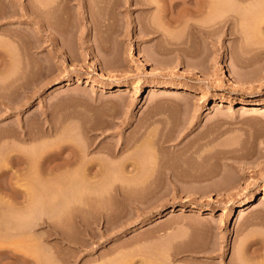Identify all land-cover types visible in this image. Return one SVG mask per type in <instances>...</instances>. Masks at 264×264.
<instances>
[{
	"label": "rangeland",
	"instance_id": "1",
	"mask_svg": "<svg viewBox=\"0 0 264 264\" xmlns=\"http://www.w3.org/2000/svg\"><path fill=\"white\" fill-rule=\"evenodd\" d=\"M20 1L0 0V264H264V0H92L93 33L54 0L65 39L41 45Z\"/></svg>",
	"mask_w": 264,
	"mask_h": 264
},
{
	"label": "bare ground",
	"instance_id": "2",
	"mask_svg": "<svg viewBox=\"0 0 264 264\" xmlns=\"http://www.w3.org/2000/svg\"><path fill=\"white\" fill-rule=\"evenodd\" d=\"M16 1V0H15ZM56 1V0H55ZM79 2V9H78V14H79V16H80V21H81V23L79 24L80 26H81V28H82V30H88V32L89 31H92V33L94 32L93 31V29H94V27L96 26L95 25V22H94V20H93V15H94V13H93V3L94 2H92V0H78ZM140 0H136V2H139ZM157 1V0H156ZM216 1V3L218 4L219 2H217V1H219V0H214L213 2H215ZM221 1V0H220ZM224 1V0H223ZM223 1L221 2V3H223ZM236 1H240V0H236ZM242 1V0H241ZM29 3L27 4V3H25V4H23V1H20V5H21V16H23V17H25L24 19H22L21 21L22 22H28V23H30V24H33V25H35L34 26V28H33V32H34V35H33V39H34V41L38 44V45H41L42 44V39H44V40H46V39H48V40H51V41H55L56 39H58V36H59V38L61 37L60 35L62 34L61 32H60V30L58 31V27H56V26H54L53 25V23L51 22V21H49L47 18L48 17H46V13L47 12H51V11H54V10H56L57 8H59V5L60 4H56L55 2H54V0H53V2L52 1H46V3H44V1L42 0V2L41 1H35L34 3H30L31 1H28ZM47 2H49V3H47ZM143 2V4L144 3H146V4H151L152 3V0H148V1H146V2H144V1H142ZM167 2V1H166ZM191 2H193L194 4L196 3L197 5H199L197 8H192V7H188V6H186V7H188V9H189V11H191L192 12V14L194 13V14H198L199 15V13H203L206 9H210V8H208V7H210L211 6V2H212V0H180V1H173V0H170V2H169V11H170V9L172 8H175L176 6H178V5H181V4H183V5H188L189 3H191ZM221 3H219V4H221ZM195 4V5H196ZM215 4V3H214ZM217 4H216V6H217ZM224 4V3H223ZM183 5L181 6L182 8H183ZM95 6V5H94ZM149 6V5H148ZM213 7H214V5H212ZM221 7H222V5H220ZM225 6V5H224ZM180 7V8H181ZM66 8H74V6H73V3H70V0H63V10L64 9H66ZM164 8V7H163ZM167 8V7H166ZM224 8V7H223ZM222 8V9H223ZM186 9V8H185ZM188 9H187V11H188ZM219 9H221V8H219ZM164 10H166V9H164ZM174 10V9H173ZM183 10V9H182ZM217 10V9H216ZM227 10V9H226ZM75 11H77L76 9H75ZM167 11V10H166ZM213 11H214V9H213ZM219 11V10H218ZM222 13H225V12H223L222 10H220ZM225 11V10H224ZM174 12V11H173ZM207 12V11H206ZM215 12V11H214ZM213 12V13H214ZM219 13V16L222 14V13ZM2 13V12H1ZM9 13V12H8ZM7 13V14H8ZM64 13V12H63ZM190 13V12H189ZM215 13H217V12H215ZM215 13H214V15H215ZM5 14V16H8L6 13H4ZM193 14V15H194ZM1 15H3V13L1 14ZM48 15V14H47ZM197 15V16H198ZM203 15V14H202ZM212 15V14H211ZM66 16V14L64 15L63 14V18ZM69 16V15H68ZM68 16H66V17H68ZM192 16V15H191ZM190 16V17H191ZM205 16H206V14H205ZM208 16H209V14H208ZM217 17V18H215L214 20H215V24L216 23H219V25H221V26H223V27H225V25L228 27V25L229 24H227L228 22L230 23V22H233V19L234 18H231L232 16H233V14H227V13H225V14H222L220 17ZM4 17V16H3ZM188 17H189V15H188ZM216 17V16H215ZM1 18H2V16H1ZM8 18V17H7ZM85 19H87V20H89L88 22H89V25H88V23H87V21L85 22L84 20ZM209 20V19H208ZM207 20V21H208ZM231 20V21H230ZM180 21V20H179ZM187 22V21H186ZM97 23V22H96ZM189 23V22H188ZM209 23H210V20H209ZM222 23V24H221ZM190 24V23H189ZM211 24V23H210ZM212 24H214V23H212ZM215 24H214V26H215ZM195 26L194 27H196V28H198L199 29V31L201 30H203L205 27H206V25H205V21H204V25H205V27L203 28L202 26H200V24L198 25V24H194ZM202 25V24H201ZM1 26V25H0ZM64 27V26H63ZM77 27V26H76ZM193 27V28H194ZM65 28V27H64ZM74 28V27H73ZM72 28V29H73ZM95 28H97V26L95 27ZM156 27H154V29H155ZM203 28V29H202ZM222 28V27H221ZM3 29V28H2ZM1 29V30H2ZM146 29V28H145ZM224 29V28H223ZM6 30L8 31V33L10 34V33H16V32H18L19 30L18 29H7L6 28ZM95 30V29H94ZM205 30V29H204ZM203 30V31H204ZM218 30H220V29H218ZM7 31H3V33L4 32H7ZM64 31H65V29L63 30V40L65 39V33H64ZM72 31V30H71ZM153 31H155V30H153ZM224 31V30H223ZM232 31V30H231ZM230 31V32H231ZM74 32H75V30H74ZM211 32V31H210ZM212 32H213V30H212ZM197 33V32H196ZM82 34V33H81ZM80 37H81V35H80ZM31 39V38H30ZM61 39V38H60ZM160 83L158 82V81H153L152 83H150V85L151 86H157V85H159ZM114 87H116L117 89L116 90H124V88H125V84H122V83H118V84H116V86L115 85H108L106 88H114ZM164 92H173V93H177V94H181V93H183V92H187V89L185 88V87H182V86H174V85H167V86H165L164 88ZM192 91H190V93H189V95H191V96H193L194 95V93L192 92ZM126 139V138H125ZM119 141V140H118ZM120 147V146H119ZM118 148V147H117ZM123 148V147H122ZM124 149V148H123ZM115 150H117V149H115ZM122 150V149H121ZM120 150V151H121ZM118 152H119V150H118ZM123 159H125V158H123ZM69 161V160H68ZM71 161V160H70ZM123 161V160H122ZM72 162V161H71ZM70 162V163H71ZM125 164L126 165H128L127 163H128V161H126L125 160ZM69 163V164H70ZM72 163H74V161L72 162ZM123 163V162H122ZM124 164V163H123ZM125 164H124V166H125ZM130 164H132V163H130ZM119 166V165H118ZM123 166V165H122ZM123 166V167H124ZM130 166V165H129ZM129 166H128V168H129ZM133 166H134V164H133ZM127 167V166H126ZM125 167V168H126ZM137 167V166H136ZM115 168V167H114ZM119 168V167H118ZM132 168V167H131ZM131 168H130V171H131ZM127 169V168H126ZM135 169V167L132 169V170H134ZM137 169V168H136ZM129 170V169H128ZM117 172V171H116ZM121 172H122V170H121ZM122 176V175H121ZM117 177V176H116ZM121 178V177H120ZM119 179V178H118ZM122 180V179H121ZM120 180V182L122 183V185H124V181H121ZM118 182H119V180H118ZM126 183H127V181H126ZM264 198V197H263ZM257 200V197L255 196V194L253 193L252 195H250L247 199H244V200H239V201H237V203H236V205L232 208V209H229V208H226V209H224V210H222V211H220V219H224V218H229V217H232V215L234 214V213H237V212H240L241 210H243L245 207H248V208H250L251 206H252V204H254V202ZM184 208V207H183Z\"/></svg>",
	"mask_w": 264,
	"mask_h": 264
}]
</instances>
